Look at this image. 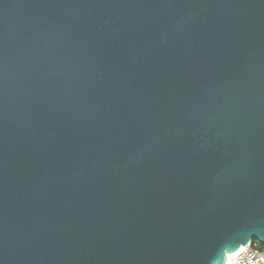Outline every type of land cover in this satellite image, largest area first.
Instances as JSON below:
<instances>
[{
	"label": "water",
	"instance_id": "95a60500",
	"mask_svg": "<svg viewBox=\"0 0 264 264\" xmlns=\"http://www.w3.org/2000/svg\"><path fill=\"white\" fill-rule=\"evenodd\" d=\"M264 245V0H0V264H229Z\"/></svg>",
	"mask_w": 264,
	"mask_h": 264
},
{
	"label": "built area",
	"instance_id": "2783aa9c",
	"mask_svg": "<svg viewBox=\"0 0 264 264\" xmlns=\"http://www.w3.org/2000/svg\"><path fill=\"white\" fill-rule=\"evenodd\" d=\"M229 264H264V251L254 245L242 248L238 253L229 256Z\"/></svg>",
	"mask_w": 264,
	"mask_h": 264
},
{
	"label": "trees",
	"instance_id": "16d2710c",
	"mask_svg": "<svg viewBox=\"0 0 264 264\" xmlns=\"http://www.w3.org/2000/svg\"><path fill=\"white\" fill-rule=\"evenodd\" d=\"M253 245L259 248L261 251H264V245H261L258 242H255Z\"/></svg>",
	"mask_w": 264,
	"mask_h": 264
}]
</instances>
